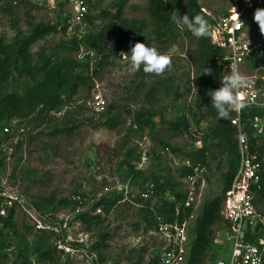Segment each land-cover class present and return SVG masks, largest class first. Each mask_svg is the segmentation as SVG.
Returning a JSON list of instances; mask_svg holds the SVG:
<instances>
[{
  "label": "rangeland",
  "instance_id": "374dc122",
  "mask_svg": "<svg viewBox=\"0 0 264 264\" xmlns=\"http://www.w3.org/2000/svg\"><path fill=\"white\" fill-rule=\"evenodd\" d=\"M86 2L89 16L78 37L59 33L44 37L31 48L30 73L21 74L24 65L19 61L11 69L10 80L0 85V102L10 94L33 96L30 106L0 118V192L21 201L10 208L2 196L0 233L8 255L4 264H14L20 250H26L33 264H150L159 240L153 235L154 228L146 230L145 202L136 199L137 192L144 193L152 181L125 179L124 175L131 174L129 164L145 172L146 179L158 176L161 184L174 179V189L180 191L178 171L187 161L195 163L199 151L207 149L206 161L199 163L207 170L199 203L204 208L223 194L233 159L212 137L204 74L193 58L197 37L186 27L159 23L150 12L149 0ZM198 3L213 21L233 9V0ZM174 4L181 15L188 14L187 0H171ZM66 13L64 5L57 7L45 0H0V43L16 45L41 24L61 25ZM127 23L139 28L138 43L170 57L163 73L146 74L143 65L139 71L128 70L126 53L132 46L121 36ZM106 28L109 45L105 54L115 57L95 75L100 61L87 43ZM251 30L264 45L258 24ZM62 63L71 64L70 74L57 71ZM257 73L264 75V67L252 69L249 64L243 75ZM98 95L106 102L105 108L93 101ZM139 112L154 115V132L137 129L134 117ZM110 117L113 128L103 127ZM184 118L188 131H175L173 127ZM64 128L71 131L57 133ZM113 196L122 201L109 211L98 206ZM149 200L152 207L161 205L160 198ZM98 216V223L91 220ZM106 235L107 247L96 249ZM139 235L144 238L137 245ZM213 253L204 264H211ZM224 257L230 259L231 251Z\"/></svg>",
  "mask_w": 264,
  "mask_h": 264
},
{
  "label": "built area",
  "instance_id": "2783aa9c",
  "mask_svg": "<svg viewBox=\"0 0 264 264\" xmlns=\"http://www.w3.org/2000/svg\"><path fill=\"white\" fill-rule=\"evenodd\" d=\"M45 2L57 7L64 5L67 11L63 23L58 26L59 34L72 38L83 32L80 27L85 25L89 16L86 0ZM259 8H264V0H233L232 11L212 24L214 34L211 41L223 53L218 65L225 74L233 65L243 74L251 60L262 55L264 45L254 38L251 30V20H254V13ZM246 78L248 85L241 89L245 93L242 101L245 107L239 112L231 111L234 114L232 125L238 133L239 166L222 204V224L214 227V244L222 251L211 264H264V206L261 202L264 192V153L253 149L250 139V133L259 140L258 145L264 139V75L257 73ZM93 101L105 108L103 105L106 102L100 95L94 97ZM247 109L257 110V114L247 120ZM5 132L9 133L10 128L6 127ZM185 167L192 169L191 174L179 178L180 192L184 193L185 199L177 202L176 197H170L171 201L176 202L174 220H158L153 229V235L159 240L156 248L157 264H188L192 253L196 225L203 210L199 199L206 187L207 170L202 164L195 165L191 161H187ZM137 193V198L144 200L155 198V186L150 185L144 193ZM2 196L5 198L6 193L0 192ZM6 198L10 208L16 203L21 204L18 196ZM75 201L82 203V198L76 197ZM5 213L2 211V214ZM143 238V235L138 236L137 245L142 244ZM229 251L230 259L224 257V253Z\"/></svg>",
  "mask_w": 264,
  "mask_h": 264
},
{
  "label": "trees",
  "instance_id": "16d2710c",
  "mask_svg": "<svg viewBox=\"0 0 264 264\" xmlns=\"http://www.w3.org/2000/svg\"><path fill=\"white\" fill-rule=\"evenodd\" d=\"M25 1V0H21ZM89 2L91 0H88ZM188 1V14L190 17L195 15H203L208 21L210 26L215 22L210 19L201 9L198 0H187ZM179 2V0H178ZM150 3V12L159 23L172 25L174 24L171 20V12L177 10L175 8V4L171 5V0H149ZM173 4V3H172ZM120 20V17L118 18ZM257 23L254 20H251L252 27ZM59 25H48L41 24L34 28L29 37L22 39L16 45L5 44L4 42L0 43V85L10 80L12 77V67L17 65L19 61H22L24 67L21 71L22 75H27L30 73V69L33 68V55L31 52V48L36 45L41 39L46 36L52 35L54 33H58ZM121 29V36L123 41L128 46H133L135 43L139 42V28L133 24H124ZM109 28L101 31L100 34L89 39L87 45L91 47L94 51L98 53L96 59H99L98 68L95 70V75H98L100 70L106 66L107 62L115 57L112 54H105L108 42ZM77 46V50H79L80 43L77 42V38H75L73 42ZM222 51L217 49L211 41L210 37H197V50L194 54V62L197 67L203 71L204 74V85H203V93L205 96L209 98L208 102V115L211 121L213 122V139L217 140L220 144L222 150L226 151L230 157H232V163L228 174L224 178V190L223 194L220 197H217L213 201L206 204V206L202 210V215L199 218L196 225V238L192 246V253L189 258L188 264H204L206 260L209 258V254L211 251H214L211 263L220 255L222 248H219L214 244V235L215 230L214 227L222 224V216L221 209L225 196L231 188L233 183L234 176L237 172V168L239 166V157H238V133L236 128L232 125V119L234 114L230 111V115L227 119H219L217 117L216 109L211 104V98L209 91L218 89L220 84V79L226 75L223 70L219 67L218 61L222 57ZM122 57L120 56L119 59ZM250 65L252 69H257L259 67H264V50L261 56L255 57L251 60ZM57 71L59 73L66 72L70 74L72 72L71 64L62 63L57 65ZM206 68L211 69V74H206ZM209 93V95H208ZM57 96V94H52ZM33 96L30 93H27L23 97L17 94L7 95L0 102V108L2 113L0 114V118L8 114L10 116L14 115L17 111L22 110L25 105H31L30 101ZM58 101L56 105L61 103L59 97H57ZM257 114V110L247 109L245 111V117L248 120ZM153 114L150 112H139L134 117V123L138 130L150 129L151 132L156 130V124L153 121ZM110 122L113 123V119L110 117L106 123L102 126L106 128H113V125H110ZM175 131H188L189 122L186 118L183 121L176 124L173 127ZM71 129H58L57 133H67L70 132ZM250 139L253 146V149L260 153H264V139L259 141L256 139L252 133H250ZM207 149H201L199 151V158L194 159L195 165L199 163H204L207 159ZM193 160V161H194ZM2 166V161H0V167ZM130 167V175L123 176V173L120 171L119 175L125 177V179H134L135 182L140 179L151 180V185L155 186V198H160L161 205L152 207V200H144L141 198H137L136 201L138 203L145 202L143 208L144 221L147 225V229H152L157 225L158 220L164 218L166 221H173L175 214L176 202L171 201L167 198V194L176 197L177 202H181L185 199V195L183 192L178 191V189H174L175 181L174 179H170L167 184H161L162 178L158 176H153L151 179H146V173L138 169L137 166L128 165ZM180 178L187 176L192 173V169L183 168L178 171ZM133 175V176H132ZM179 180V179H178ZM176 186V185H175ZM150 187V186H149ZM2 198L0 197V204L2 203ZM122 201L121 197L113 196L109 199H104L98 206H102L105 210H110L117 204ZM80 203L79 201H76ZM261 202L264 206V192L261 195ZM17 203L15 204V206ZM14 218V213L12 212L10 220ZM92 221L99 222L100 216L91 218ZM109 240V236L106 235L103 237L101 241L95 246L96 249H102L103 247H107L105 242ZM7 246L4 241V236L0 233V264H4L8 259V255L6 253ZM14 264H33L29 261L28 256L26 254V250H20L17 261ZM150 264H157V258L155 257Z\"/></svg>",
  "mask_w": 264,
  "mask_h": 264
},
{
  "label": "clouds",
  "instance_id": "9594fccd",
  "mask_svg": "<svg viewBox=\"0 0 264 264\" xmlns=\"http://www.w3.org/2000/svg\"><path fill=\"white\" fill-rule=\"evenodd\" d=\"M172 22L179 28H187L195 37H210L214 34L209 21L203 15L190 17L189 14L181 15L177 10L171 12ZM254 22L258 24L261 33H264V8H259L254 13ZM128 70L139 71L143 65L146 74L163 73L171 62L166 54H161L156 48L149 47L144 43H135L130 53ZM206 74H211V69L206 68ZM221 86L216 90L209 91L211 104L216 109L219 119H227L230 111L239 112L245 107L242 102L245 95L241 89L246 88L248 79L233 65L231 70L220 79ZM208 93V95H209Z\"/></svg>",
  "mask_w": 264,
  "mask_h": 264
},
{
  "label": "water",
  "instance_id": "95a60500",
  "mask_svg": "<svg viewBox=\"0 0 264 264\" xmlns=\"http://www.w3.org/2000/svg\"><path fill=\"white\" fill-rule=\"evenodd\" d=\"M247 229V223H245V225H244V230H246Z\"/></svg>",
  "mask_w": 264,
  "mask_h": 264
}]
</instances>
